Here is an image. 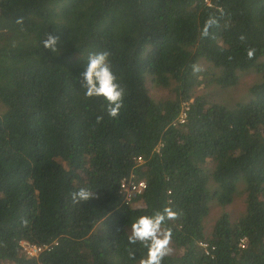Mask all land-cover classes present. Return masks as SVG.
I'll return each instance as SVG.
<instances>
[{"label": "trees", "instance_id": "1", "mask_svg": "<svg viewBox=\"0 0 264 264\" xmlns=\"http://www.w3.org/2000/svg\"><path fill=\"white\" fill-rule=\"evenodd\" d=\"M209 3L0 0V264H138L146 248L128 244L130 224L164 207L177 216L162 264H264V0ZM103 50L125 89L116 117L81 88L87 56ZM252 70L248 102L195 95ZM149 77L175 98L155 100ZM133 176L146 189L128 204ZM81 187L96 195L74 204ZM240 194L243 216L223 212L208 234L212 205ZM23 241L53 246L31 258Z\"/></svg>", "mask_w": 264, "mask_h": 264}, {"label": "clouds", "instance_id": "2", "mask_svg": "<svg viewBox=\"0 0 264 264\" xmlns=\"http://www.w3.org/2000/svg\"><path fill=\"white\" fill-rule=\"evenodd\" d=\"M215 23V18L209 17L201 34L206 36L208 28ZM240 39L243 40L244 37L241 36ZM43 45L45 48L55 51L57 37L48 35L47 39L43 40ZM254 53L255 49L250 48L247 51L249 58ZM110 55L108 50L91 52L87 56L84 70L80 73V80L83 96L88 99L102 97L107 103L108 114L116 117L122 107L125 89L118 82V78L112 70ZM97 119H102V117ZM95 195L96 192L92 188L81 187L71 193V199L74 204H79L88 202ZM176 216V211L164 207L162 210L140 215L132 220L130 231L127 234V242L129 245L139 242L146 248V254L138 261V264H162L164 257L170 251L172 235L171 228L166 227V222ZM128 255L132 257L134 253L129 249Z\"/></svg>", "mask_w": 264, "mask_h": 264}, {"label": "rangeland", "instance_id": "3", "mask_svg": "<svg viewBox=\"0 0 264 264\" xmlns=\"http://www.w3.org/2000/svg\"><path fill=\"white\" fill-rule=\"evenodd\" d=\"M203 70L207 71L209 66H202ZM260 75L256 73L255 70L242 73L239 84L236 87L231 88H220L214 84L204 83L200 88L196 90V96H204L208 100L214 103H219L229 107L236 106L238 104H243L250 101V91L249 89L259 82ZM147 87L150 91L151 96L155 100H171L175 98L174 93L171 89H165L156 86L152 78L149 77L147 81ZM242 190V189H241ZM246 204H245V195L240 194L236 197L235 201L225 208H222L215 203L212 205L211 213L209 218L206 221V229L209 234L217 219L222 215L223 212L229 213L233 221L239 219L245 213ZM172 243L170 242L169 248L170 251L168 254H172L171 249Z\"/></svg>", "mask_w": 264, "mask_h": 264}, {"label": "built area", "instance_id": "4", "mask_svg": "<svg viewBox=\"0 0 264 264\" xmlns=\"http://www.w3.org/2000/svg\"><path fill=\"white\" fill-rule=\"evenodd\" d=\"M206 2L209 3V0H206ZM188 105L185 104L182 112L179 115L178 121L175 125H182L186 123L187 120V112H188ZM143 159L141 157L138 158V162L141 163ZM146 189V183L144 181H137L135 180V177H131L130 179H124L121 183V193L124 195L125 200L127 203L133 202L134 199H136L138 196H140L144 190ZM24 253L28 257H38L41 253H43L46 250H50V245H44V246H38L34 245L28 241H23L21 243ZM205 246V244H203Z\"/></svg>", "mask_w": 264, "mask_h": 264}]
</instances>
